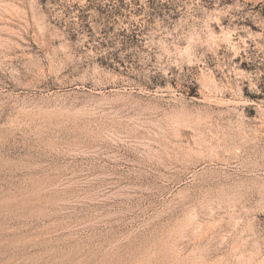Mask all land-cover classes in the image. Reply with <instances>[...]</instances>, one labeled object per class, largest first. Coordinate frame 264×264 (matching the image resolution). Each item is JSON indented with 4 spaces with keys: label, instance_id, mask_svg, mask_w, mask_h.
Listing matches in <instances>:
<instances>
[{
    "label": "rangeland",
    "instance_id": "374dc122",
    "mask_svg": "<svg viewBox=\"0 0 264 264\" xmlns=\"http://www.w3.org/2000/svg\"><path fill=\"white\" fill-rule=\"evenodd\" d=\"M0 264H264V0H0Z\"/></svg>",
    "mask_w": 264,
    "mask_h": 264
}]
</instances>
